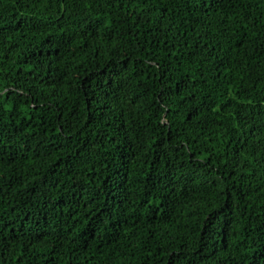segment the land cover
Returning a JSON list of instances; mask_svg holds the SVG:
<instances>
[{"label": "trees", "instance_id": "obj_1", "mask_svg": "<svg viewBox=\"0 0 264 264\" xmlns=\"http://www.w3.org/2000/svg\"><path fill=\"white\" fill-rule=\"evenodd\" d=\"M0 264H264V0H0Z\"/></svg>", "mask_w": 264, "mask_h": 264}]
</instances>
